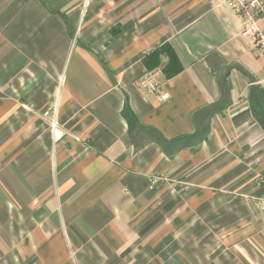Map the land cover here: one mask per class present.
Listing matches in <instances>:
<instances>
[{
	"label": "crops",
	"instance_id": "crops-1",
	"mask_svg": "<svg viewBox=\"0 0 264 264\" xmlns=\"http://www.w3.org/2000/svg\"><path fill=\"white\" fill-rule=\"evenodd\" d=\"M244 29L224 0H0V264H264Z\"/></svg>",
	"mask_w": 264,
	"mask_h": 264
},
{
	"label": "built area",
	"instance_id": "built-area-1",
	"mask_svg": "<svg viewBox=\"0 0 264 264\" xmlns=\"http://www.w3.org/2000/svg\"><path fill=\"white\" fill-rule=\"evenodd\" d=\"M225 3L244 22V36L252 38L264 55V29L259 26V21L264 20V0H224ZM159 71H152L142 76L138 81V87L146 92V95H157L163 102L171 99L170 93L164 84L157 80ZM52 134L55 140L61 137V130L57 121L52 123ZM264 210V203H261Z\"/></svg>",
	"mask_w": 264,
	"mask_h": 264
},
{
	"label": "rangeland",
	"instance_id": "rangeland-1",
	"mask_svg": "<svg viewBox=\"0 0 264 264\" xmlns=\"http://www.w3.org/2000/svg\"><path fill=\"white\" fill-rule=\"evenodd\" d=\"M53 129H52V126H51V133H52Z\"/></svg>",
	"mask_w": 264,
	"mask_h": 264
}]
</instances>
